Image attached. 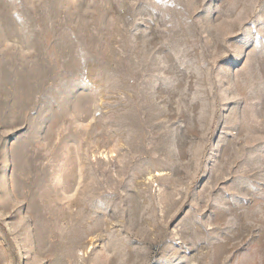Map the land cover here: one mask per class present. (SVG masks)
<instances>
[{
    "label": "rangeland",
    "instance_id": "obj_1",
    "mask_svg": "<svg viewBox=\"0 0 264 264\" xmlns=\"http://www.w3.org/2000/svg\"><path fill=\"white\" fill-rule=\"evenodd\" d=\"M0 264H264V0H0Z\"/></svg>",
    "mask_w": 264,
    "mask_h": 264
},
{
    "label": "bare ground",
    "instance_id": "obj_2",
    "mask_svg": "<svg viewBox=\"0 0 264 264\" xmlns=\"http://www.w3.org/2000/svg\"><path fill=\"white\" fill-rule=\"evenodd\" d=\"M154 175L161 176L162 173H161V172H157V173H155Z\"/></svg>",
    "mask_w": 264,
    "mask_h": 264
}]
</instances>
